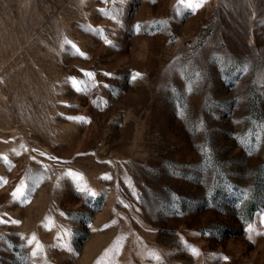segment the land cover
Wrapping results in <instances>:
<instances>
[{
  "label": "rangeland",
  "instance_id": "rangeland-1",
  "mask_svg": "<svg viewBox=\"0 0 264 264\" xmlns=\"http://www.w3.org/2000/svg\"><path fill=\"white\" fill-rule=\"evenodd\" d=\"M0 219V264H264V0H0Z\"/></svg>",
  "mask_w": 264,
  "mask_h": 264
},
{
  "label": "snow or ice",
  "instance_id": "snow-or-ice-1",
  "mask_svg": "<svg viewBox=\"0 0 264 264\" xmlns=\"http://www.w3.org/2000/svg\"><path fill=\"white\" fill-rule=\"evenodd\" d=\"M204 2H205V0H178V4L186 5L188 8H191V9H198L199 7H202L203 4H204ZM113 18H115V17H113ZM109 43H110V41H109ZM73 47H76V46L73 45ZM77 51H79V49H77ZM80 54L83 55L84 53H80ZM87 75H89V76H94L93 73H87ZM109 75H111V74H109ZM138 75H140V74H139V73L135 74V75L133 76V79H135L136 76H138ZM71 79L73 80V83H74V85H75V84H76V80H75V78H71ZM5 159H6V158H5ZM69 171H71V170H69ZM108 178H110V177H108ZM23 188H24V185H23V183H22L21 186L18 187V188L16 189V191L13 193L14 197L17 196V195L22 196V195H23ZM93 194H94V193H93ZM3 222H4V221H3L2 219H0V223H3ZM15 223H19V221H15ZM252 228H253V226H252L251 224H249V225H248V230H249V232L252 231ZM251 238H252V237H251V235H250V236H249V239H251ZM35 240H36V237H35V235H33L32 239L29 240V243L31 244V243H33ZM36 247H37V249H39L41 246L37 243ZM191 251H192L194 254L199 255V251H198L196 248L193 247V248L191 249ZM32 255L35 256V255H36V252L33 251ZM149 256H150L151 258H154V259L157 260V261H160V260H161V256H160V254H159L158 252L152 251V252L149 253ZM224 259H228V257L225 256Z\"/></svg>",
  "mask_w": 264,
  "mask_h": 264
}]
</instances>
